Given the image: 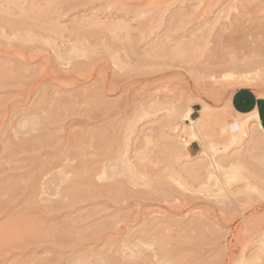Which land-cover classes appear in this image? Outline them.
Returning a JSON list of instances; mask_svg holds the SVG:
<instances>
[{
	"label": "rangeland",
	"instance_id": "obj_1",
	"mask_svg": "<svg viewBox=\"0 0 264 264\" xmlns=\"http://www.w3.org/2000/svg\"><path fill=\"white\" fill-rule=\"evenodd\" d=\"M214 52L264 58V0H0V264H264V142ZM206 102L183 162L168 113Z\"/></svg>",
	"mask_w": 264,
	"mask_h": 264
},
{
	"label": "bare ground",
	"instance_id": "obj_2",
	"mask_svg": "<svg viewBox=\"0 0 264 264\" xmlns=\"http://www.w3.org/2000/svg\"><path fill=\"white\" fill-rule=\"evenodd\" d=\"M218 53L219 52H217V54ZM220 56H217L214 52L213 57H210L211 66L207 62L208 63L207 67L211 68V71H209L205 75V78H207L208 86H212L211 88H213L214 86H217L218 84H222V83H228L229 84L231 82H233V83L236 82V83L241 84L243 86H247V84L248 85L252 84L254 81L264 79V58H262L260 55L256 54V55H250L251 57L246 56L243 59H240V58L239 59H232L228 63L225 62L226 60L225 61H222L223 59L219 60ZM174 103H175V101H174ZM174 103L171 106V111L168 113L169 114V118H168L169 129H168L167 133L170 136V138H168V146H169L170 150L180 153L178 157L184 162V161L191 159V157L189 156V152H190V145L193 141L199 142L200 144L203 145L204 148L208 149L209 144L205 140V138L203 137V134L201 131L202 125L205 122L207 123V121L212 117L213 114H215L218 117H223V118L226 115L224 113L225 111L219 112V111L213 110L212 109L213 107L210 106V104H207V102H206V103H203L202 108L199 109V115L197 117H193V114L195 112L194 107L187 106L185 109L183 108L184 110L181 112V111H179L180 107L178 108L176 105H174ZM228 103H229L228 107L230 108L228 110H231L232 112H234L240 116H244L241 119H239V121H238V128H239L238 130L241 131L242 133H247V129L250 126H252L257 131L261 141L264 142V131H263L261 121H260L257 113L242 114V113L235 112L231 106V102L229 101ZM175 104H177V103H175ZM25 121H27V120H24V122ZM178 121H180V124H178ZM225 121H227V120L225 119ZM30 124H32V123H30ZM146 130H147V128H146ZM180 131L186 132L190 138V140L187 143H185L184 145H181L179 143L178 139L176 138V136H178ZM182 139H185V138H182ZM233 141L235 142V139ZM262 150L264 153V148ZM216 162H217V160L213 162V168L215 166H216V168L219 166L217 164L218 162L217 163ZM212 174L213 173H211L210 175H212ZM144 241H145V239H144ZM133 246H134V244H133ZM120 251H122V249H120ZM134 252L137 253L135 250H134ZM123 253H124V251H122L121 254H123Z\"/></svg>",
	"mask_w": 264,
	"mask_h": 264
},
{
	"label": "crops",
	"instance_id": "obj_3",
	"mask_svg": "<svg viewBox=\"0 0 264 264\" xmlns=\"http://www.w3.org/2000/svg\"><path fill=\"white\" fill-rule=\"evenodd\" d=\"M230 102L235 112L257 113L264 131V91L261 92L250 86H242L231 94Z\"/></svg>",
	"mask_w": 264,
	"mask_h": 264
},
{
	"label": "built area",
	"instance_id": "obj_4",
	"mask_svg": "<svg viewBox=\"0 0 264 264\" xmlns=\"http://www.w3.org/2000/svg\"><path fill=\"white\" fill-rule=\"evenodd\" d=\"M184 141H185V139H184Z\"/></svg>",
	"mask_w": 264,
	"mask_h": 264
}]
</instances>
